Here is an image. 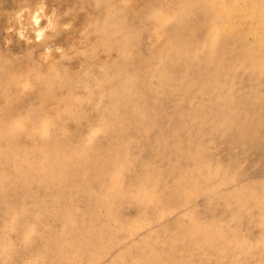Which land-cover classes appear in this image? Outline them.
<instances>
[{"label":"rangeland","instance_id":"rangeland-1","mask_svg":"<svg viewBox=\"0 0 264 264\" xmlns=\"http://www.w3.org/2000/svg\"><path fill=\"white\" fill-rule=\"evenodd\" d=\"M42 1L46 16L37 24L25 5ZM130 1L0 0V264H150L158 253V264H264V52L250 59L249 17L234 2L198 0L202 13L196 3L187 15L200 34L211 29L212 10L234 16L240 33L232 40L222 31L219 48L217 37L198 32L196 42L187 31L175 40L187 52L180 67L178 52L160 41L174 36L177 18L149 19L170 0L144 1L153 10L145 15ZM239 1L264 19V7ZM38 26L53 46L41 50ZM140 33L154 55L147 74L138 67L147 56L131 55ZM224 54L233 58L220 61ZM118 80L126 83L110 113L99 95ZM251 82L252 114L243 116ZM212 91L218 95L204 100ZM136 109L143 119L127 116ZM158 131L165 148L152 155L141 138ZM124 142L131 147L123 150ZM193 158H203L197 181L172 195ZM149 159L158 175L137 195L133 179ZM160 207L169 209L162 222ZM180 228L186 246L173 240ZM211 232H219L215 240Z\"/></svg>","mask_w":264,"mask_h":264},{"label":"bare ground","instance_id":"bare-ground-1","mask_svg":"<svg viewBox=\"0 0 264 264\" xmlns=\"http://www.w3.org/2000/svg\"><path fill=\"white\" fill-rule=\"evenodd\" d=\"M144 1L146 0H131L130 3H134L138 13H143L144 15L146 14V12H152L153 10L150 9V5H148L147 7L145 6V9L143 8L144 6ZM225 1H230V2H234L236 3L234 6V9L236 10V14H244L245 16H248L250 19V30H249V34L252 38V44L250 47V59L253 58H257V53L259 51H263L264 52V19L262 17H255V16H251L249 14H247L246 12V5L244 6L243 4L239 5L238 3H241L239 0L235 1V0H205V2L207 3V7H209L210 5L214 4V7H216V4L218 3H222L224 4ZM196 3H198V0H170L167 3V7H161L160 9L157 10H161L164 11L166 8V10L164 11V13L158 15L157 14H153L151 13V15L149 16V19L152 21V23H157L159 21H161L167 14H172L173 16H175L177 18V27H176V31L174 32V38L172 37L171 34H164L162 35L161 38V42L164 43L165 45H167V47L171 46V49H175L178 52V59L174 60V65H179L180 67L186 63V60H184L182 57L187 53L184 49H182L180 46H175V40L177 39H185L186 35H187V31H189L188 36H190V39L195 40L196 42H200L202 41V39L207 36V33L210 34L211 36H215L217 37L219 40V42L216 43V47H223V45L225 44V40H226V36L222 34V31H227V34L230 36H232V40H236V35H238L237 32H239V30H237L236 27V22H235V17H229V16H222L221 14H216L215 10L209 11V15H214L215 19H213V23L211 25V29L207 31V33H204L203 35L200 34V28L198 27V25L196 24L194 18L189 14L190 12L193 13L194 10L190 9V7L192 5H195ZM247 5L250 3L255 9H260L262 7H264V0H248V2H246ZM33 5V4H32ZM205 5V4H204ZM17 6V5H16ZM53 6V5H51ZM50 6V7H51ZM196 6V11L194 13H202V4L198 3L195 5ZM26 9H29V15H32L34 18V21H36L37 19H40V13H43V16H46L45 13V8H46V4L44 3V1L40 2L37 5H34L32 8H30V6L25 5ZM54 8V7H53ZM24 7L20 4L17 6V10L15 11L14 15L20 14L21 11H23ZM25 15V14H23ZM55 20H54V24L52 25V28L58 29L61 25H62V21L58 18L59 16L57 14H55ZM186 15V16H184ZM198 15V14H197ZM217 15H219L217 17ZM25 17V16H24ZM23 17V18H24ZM241 18H244L243 16H241ZM21 20V19H20ZM19 20V21H20ZM24 20V19H23ZM47 20H49V25L51 24V17L47 16ZM70 24V23H69ZM9 28H11V25L8 26ZM29 27V26H28ZM8 28V29H9ZM35 31L37 33L39 32H44V28H42L41 26H38L37 29H35ZM199 32V38H202L200 41H197L198 36L195 33ZM240 33V32H239ZM246 33V32H245ZM43 36V42L42 45L40 46L41 50L47 49L48 46H53V42L50 41L49 39H44V34H42ZM153 38V37H152ZM147 41L145 43V45H143V41ZM151 43L148 42L146 35L143 33H140L138 35V37L136 38V40L134 41L133 44H131L132 47H136V50H133L132 52L135 51V53L131 54L132 56H136V57H143V56H147L146 61L139 65L138 67L140 68V71L144 74H147V67L145 66L148 62H151L153 59V53L151 52L150 46ZM233 46V45H232ZM236 46V48L238 47L236 44L234 45ZM59 48V47H58ZM62 49V48H61ZM38 50V49H37ZM230 50V49H228ZM241 49H237L236 53H240ZM227 53H230L228 51H226ZM147 53V54H146ZM34 54V53H33ZM229 59L233 58V56H231V54L228 55ZM227 54H224V58H220V61H223L225 59L228 60ZM139 58V59H140ZM235 63V62H234ZM237 64V63H235ZM235 71V70H234ZM233 71V72H234ZM235 75V74H234ZM195 80V81H194ZM192 81L194 82H199L198 78H193ZM125 80H118L114 83L109 84L104 92H102L99 97L100 99L103 98L109 105V109H110V113H112L115 109V101L117 99V97H119L121 95V91L123 89V87L125 86ZM253 84L251 82V86L250 88L247 89L246 93H244L243 97H241V102H242V106L241 109L243 110L242 115L243 116H247V115H251V110H248V107L246 108L245 104L250 100V97L252 95L253 90ZM259 84V83H258ZM25 87L27 89V87H30V84L28 85V83L25 84ZM145 91V90H144ZM143 91V92H144ZM142 92V93H143ZM147 93L143 94V99H146ZM218 95V92L212 91V93H210L209 95H207L204 100H208L210 98H212L213 96ZM127 97H130V94L127 95ZM187 97H185L183 100L184 102H188V99H186ZM190 99H195L194 97ZM70 101H72V98L69 101L66 102H62L63 106H66L70 103ZM195 103V102H194ZM125 106L126 108L131 107V104L129 102V100L125 101ZM245 107V108H244ZM127 111V110H126ZM250 113V114H249ZM127 116L132 118V119H143L144 118V114L145 112L141 111V110H135L134 113L133 112H126ZM252 117V116H251ZM3 121V115L0 117V124ZM255 124L252 123V125ZM257 126V125H256ZM258 127V126H257ZM146 128V127H145ZM147 129H150L149 126H147ZM217 129V128H216ZM215 129V130H216ZM184 125L182 124V129L181 131H184ZM218 130V129H217ZM148 133L151 130H146ZM181 131L179 132H175L177 138L181 137ZM142 140H144L147 145L151 148L152 150V155L157 154L158 151H160L161 149L165 148V141L161 136V133L158 131L156 133V136L153 137L152 139H148V138H141ZM125 143V144H124ZM123 144V150H127L131 147L132 142H124ZM167 146V144H166ZM3 148L0 147V151ZM67 153L72 152V148L67 149ZM201 158V157H200ZM201 161L203 160L200 159ZM200 160L197 158H193L190 161V165L187 167H183L182 169H180V175L182 178H184L183 183L180 184L178 183L177 186H175V184L172 186L173 187V193L172 195H175L179 192L183 191V188L187 185V183H193L195 181H197V176L200 173L202 167L199 165ZM67 159H64L63 162V167L66 169V165H67ZM171 162L170 160H168V163ZM157 161L155 159H149L145 165H143L142 169H141V174L136 175V177L133 179V184H135V189H136V194L137 195H141L145 189L147 187H151L153 186L154 183V179L155 176L158 175V172H155V168L157 166ZM175 186V187H174ZM118 189L122 192V187H118ZM144 195L141 196V198H143ZM100 203V202H98ZM167 210H169L168 208L165 207H160L158 210V218L157 220H159L160 222H162L164 220L163 216L166 214ZM183 227V226H182ZM191 226L189 225V228ZM194 228V227H193ZM192 229V227H191ZM185 228H180V231L173 233V240L176 241L179 245L181 246H186L187 240L185 237V233H186ZM188 231V230H187ZM180 233V234H179ZM210 235H212L211 238H213V240L216 239V237H218L219 232H211ZM148 249H145L147 252H149V254H151V250L152 248L150 246H147ZM141 249H144L141 247ZM88 250H92V249H88ZM88 256L93 257L94 253L92 252H88ZM161 257V254H156V255H151L147 258V260L150 262V264H158L159 258ZM139 263V262H137Z\"/></svg>","mask_w":264,"mask_h":264},{"label":"clouds","instance_id":"clouds-1","mask_svg":"<svg viewBox=\"0 0 264 264\" xmlns=\"http://www.w3.org/2000/svg\"><path fill=\"white\" fill-rule=\"evenodd\" d=\"M36 23L39 24V20H36ZM42 32L37 33V39H39L42 36ZM21 36H23V33H21Z\"/></svg>","mask_w":264,"mask_h":264}]
</instances>
